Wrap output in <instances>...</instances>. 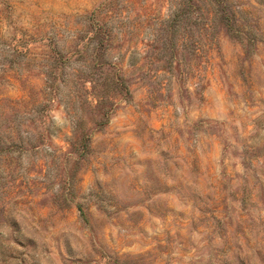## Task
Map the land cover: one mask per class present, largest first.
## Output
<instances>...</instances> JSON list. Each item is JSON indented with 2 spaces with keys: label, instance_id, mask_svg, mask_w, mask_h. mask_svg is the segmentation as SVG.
<instances>
[{
  "label": "rangeland",
  "instance_id": "374dc122",
  "mask_svg": "<svg viewBox=\"0 0 264 264\" xmlns=\"http://www.w3.org/2000/svg\"><path fill=\"white\" fill-rule=\"evenodd\" d=\"M0 264H264V0H0Z\"/></svg>",
  "mask_w": 264,
  "mask_h": 264
},
{
  "label": "crops",
  "instance_id": "0c3cea01",
  "mask_svg": "<svg viewBox=\"0 0 264 264\" xmlns=\"http://www.w3.org/2000/svg\"><path fill=\"white\" fill-rule=\"evenodd\" d=\"M214 89H215V84L212 83V85H210L208 87L207 92L208 91L209 92H214ZM166 109H167V111L163 112V116L161 117V121H162V123L169 125L171 123V121L174 119L173 112H172L173 106L170 105ZM197 112H199V111H197ZM118 118L121 119L122 118V114H120Z\"/></svg>",
  "mask_w": 264,
  "mask_h": 264
}]
</instances>
